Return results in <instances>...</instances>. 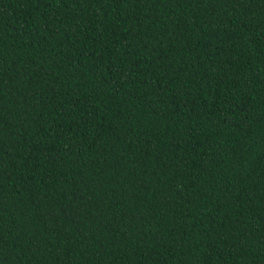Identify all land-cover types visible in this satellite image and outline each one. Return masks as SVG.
<instances>
[{
	"label": "trees",
	"instance_id": "16d2710c",
	"mask_svg": "<svg viewBox=\"0 0 264 264\" xmlns=\"http://www.w3.org/2000/svg\"><path fill=\"white\" fill-rule=\"evenodd\" d=\"M0 264H264V0H0Z\"/></svg>",
	"mask_w": 264,
	"mask_h": 264
}]
</instances>
